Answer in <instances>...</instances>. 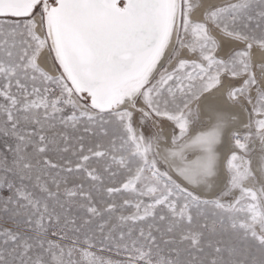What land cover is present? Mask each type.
Here are the masks:
<instances>
[{
	"label": "snow or ice",
	"instance_id": "obj_1",
	"mask_svg": "<svg viewBox=\"0 0 264 264\" xmlns=\"http://www.w3.org/2000/svg\"><path fill=\"white\" fill-rule=\"evenodd\" d=\"M0 264H264V0H0Z\"/></svg>",
	"mask_w": 264,
	"mask_h": 264
}]
</instances>
